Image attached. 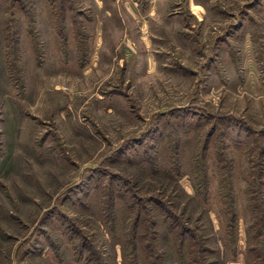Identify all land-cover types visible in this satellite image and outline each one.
<instances>
[{
	"label": "rangeland",
	"instance_id": "rangeland-1",
	"mask_svg": "<svg viewBox=\"0 0 264 264\" xmlns=\"http://www.w3.org/2000/svg\"><path fill=\"white\" fill-rule=\"evenodd\" d=\"M263 254L264 0H0V264Z\"/></svg>",
	"mask_w": 264,
	"mask_h": 264
},
{
	"label": "trees",
	"instance_id": "trees-1",
	"mask_svg": "<svg viewBox=\"0 0 264 264\" xmlns=\"http://www.w3.org/2000/svg\"><path fill=\"white\" fill-rule=\"evenodd\" d=\"M262 256L264 257V254ZM255 264H264V259H263V261H261L260 259L259 260H256L255 261Z\"/></svg>",
	"mask_w": 264,
	"mask_h": 264
},
{
	"label": "crops",
	"instance_id": "crops-1",
	"mask_svg": "<svg viewBox=\"0 0 264 264\" xmlns=\"http://www.w3.org/2000/svg\"><path fill=\"white\" fill-rule=\"evenodd\" d=\"M139 2V4L141 3L140 1H138Z\"/></svg>",
	"mask_w": 264,
	"mask_h": 264
}]
</instances>
